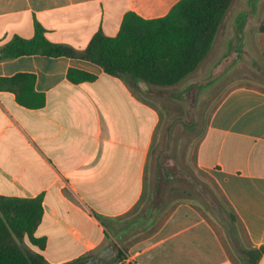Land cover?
<instances>
[{
	"label": "crops",
	"instance_id": "1",
	"mask_svg": "<svg viewBox=\"0 0 264 264\" xmlns=\"http://www.w3.org/2000/svg\"><path fill=\"white\" fill-rule=\"evenodd\" d=\"M179 1L0 0V47L16 36L33 38L37 21L50 42L82 51L98 31L115 37L128 13L161 19ZM233 7L242 8L232 0L220 27ZM251 9L238 11L237 19ZM244 22L233 46L258 41L264 60V21L253 36ZM70 70L93 79L70 80ZM145 88L80 59L0 60V215L16 211V201L39 198L42 214L32 236L45 246L27 235L23 243L49 264L100 258L109 245L122 254L117 264L242 263L228 233L220 234L191 203L146 217L152 196L146 169L160 119ZM197 166L217 186L245 236L244 248L263 246L264 79L230 85L222 95L199 143Z\"/></svg>",
	"mask_w": 264,
	"mask_h": 264
},
{
	"label": "rangeland",
	"instance_id": "2",
	"mask_svg": "<svg viewBox=\"0 0 264 264\" xmlns=\"http://www.w3.org/2000/svg\"><path fill=\"white\" fill-rule=\"evenodd\" d=\"M234 1L242 8L231 9L193 73L168 88L145 83L146 102L158 112V121L160 119L155 126L146 169L152 189L146 217L151 219L156 209H167L173 203H191L201 216L214 223L220 234L228 233L236 249L242 250L246 245L243 232L232 218L217 186L197 166L199 143L222 95L230 85L264 79L263 56L255 48L259 42L241 40L242 49L233 46L240 22L245 21L248 35L256 34L259 24L264 21V0ZM250 6L249 15L241 19V14L237 19V12H245ZM261 52L264 54L263 50ZM145 122L147 127V113ZM134 228L131 237L136 235V226ZM106 251L111 254L106 255ZM102 253L104 256L96 258V264H117L123 258L116 246L111 248L109 245Z\"/></svg>",
	"mask_w": 264,
	"mask_h": 264
},
{
	"label": "trees",
	"instance_id": "3",
	"mask_svg": "<svg viewBox=\"0 0 264 264\" xmlns=\"http://www.w3.org/2000/svg\"><path fill=\"white\" fill-rule=\"evenodd\" d=\"M231 4L232 0H180L168 15L156 20H144L128 13L115 37L98 31L82 51L50 42L45 29L34 21L33 38L14 37L0 47V60L26 55L68 57L97 65L112 76L168 88L196 70ZM68 78L73 81L93 79L75 70L69 71ZM18 100L23 103L22 98ZM41 214L38 198L16 201V211L0 215V264H49L23 243L27 235L31 244L44 248L45 240L32 236ZM101 223L104 225L105 221ZM238 252L241 264H258L264 255V245ZM65 264H96V257L85 256Z\"/></svg>",
	"mask_w": 264,
	"mask_h": 264
}]
</instances>
